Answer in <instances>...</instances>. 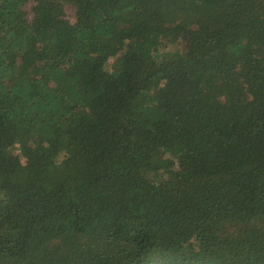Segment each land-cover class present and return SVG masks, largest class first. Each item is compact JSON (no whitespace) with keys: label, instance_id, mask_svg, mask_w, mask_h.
I'll return each instance as SVG.
<instances>
[{"label":"trees","instance_id":"1","mask_svg":"<svg viewBox=\"0 0 264 264\" xmlns=\"http://www.w3.org/2000/svg\"><path fill=\"white\" fill-rule=\"evenodd\" d=\"M33 2L0 0V264H264V0Z\"/></svg>","mask_w":264,"mask_h":264},{"label":"rangeland","instance_id":"2","mask_svg":"<svg viewBox=\"0 0 264 264\" xmlns=\"http://www.w3.org/2000/svg\"><path fill=\"white\" fill-rule=\"evenodd\" d=\"M34 6V2L33 0H28V3L26 4L25 6V10L27 11L28 13V18L29 20H32L33 18V14H32V8ZM66 14H67V20H69L71 23H74L76 21V8H73V7H67L66 9ZM116 62L117 60L116 59H112L109 61L108 63V70L109 71H115L116 69ZM16 154H20V151L19 150H15ZM22 163L24 164L25 163V160L22 159Z\"/></svg>","mask_w":264,"mask_h":264}]
</instances>
